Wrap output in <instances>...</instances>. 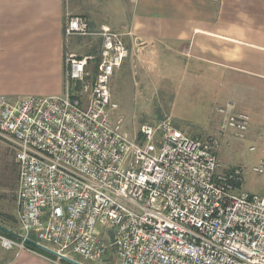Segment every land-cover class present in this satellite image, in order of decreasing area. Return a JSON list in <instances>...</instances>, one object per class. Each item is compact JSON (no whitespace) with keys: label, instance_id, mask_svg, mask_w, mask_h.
<instances>
[{"label":"built area","instance_id":"built-area-1","mask_svg":"<svg viewBox=\"0 0 264 264\" xmlns=\"http://www.w3.org/2000/svg\"><path fill=\"white\" fill-rule=\"evenodd\" d=\"M93 33L86 17L67 14L65 39ZM97 33V53L66 51L63 93L0 94L20 224L16 237L0 233L1 245H43L59 253L45 250L52 264H73L71 254L107 264L111 252L119 264H264V195L243 191L242 169L219 160L221 135L245 138L250 115L227 103L216 108L217 135L190 136L166 117L131 137L111 88L130 50L122 32Z\"/></svg>","mask_w":264,"mask_h":264},{"label":"crops","instance_id":"crops-1","mask_svg":"<svg viewBox=\"0 0 264 264\" xmlns=\"http://www.w3.org/2000/svg\"><path fill=\"white\" fill-rule=\"evenodd\" d=\"M104 1L86 0L92 5L74 15L86 17L93 29L107 25L124 34L130 55L117 74L130 69L144 83H187L212 99L214 111L232 103L238 112L264 115V0ZM109 2L121 11L112 23L100 17V4ZM66 14V0H0V94L63 90ZM77 37L69 38L72 51ZM95 39L96 47L89 37L82 41L87 52L99 51L101 37ZM13 162L18 180L14 149L0 137V226L19 234L16 201L12 206L3 193ZM0 264L52 261L39 250H9L0 243Z\"/></svg>","mask_w":264,"mask_h":264},{"label":"rangeland","instance_id":"rangeland-1","mask_svg":"<svg viewBox=\"0 0 264 264\" xmlns=\"http://www.w3.org/2000/svg\"><path fill=\"white\" fill-rule=\"evenodd\" d=\"M85 1L66 0V12L70 15L82 13V8L92 5L90 2L87 3ZM119 8V3H101L100 17L112 23L119 19V14L121 13ZM64 18L66 23L67 14ZM99 30L100 28H91V31L94 33L87 35L90 41H92V46H98L99 39L95 38L100 36L97 33ZM87 37H77V44L71 43L76 49L74 51L79 52L78 54H81L80 52L83 54L93 53L87 52V49L85 50L86 47L84 48V44H82V41ZM69 40L66 39L65 54L66 51H72L70 50L71 47H67L69 46V42H71V39ZM138 75L130 69H123L122 71L120 70V73L114 74L112 80L113 95L115 96V101L119 104V107L114 112V116L115 118L123 119V126L131 137L139 133L142 123H154L166 117H170L176 127L183 129L190 136L208 137L214 134L217 135L221 119L218 120L219 116L214 111L212 99L192 89L187 83H144ZM63 90L56 94L63 93ZM36 94L49 95V93L44 91H39ZM219 104L215 103L216 106ZM246 111L251 115V130L247 131L245 138H238L229 134L225 135V137L221 135L219 160L224 169H242L243 191L264 195V171H254V167L259 166L261 159H264V115L259 112H253L250 109ZM251 146H256V149L251 150ZM4 182L7 184V187L3 193L7 194V201L11 202L13 206L16 201L17 192L16 162H13L8 168ZM100 227L99 225L98 228ZM71 255L77 260H81L78 255ZM110 255L111 258L107 264H119L114 252H111ZM88 263L91 264V262Z\"/></svg>","mask_w":264,"mask_h":264},{"label":"trees","instance_id":"trees-1","mask_svg":"<svg viewBox=\"0 0 264 264\" xmlns=\"http://www.w3.org/2000/svg\"><path fill=\"white\" fill-rule=\"evenodd\" d=\"M0 233H3V234H7V235H10V236H16L17 233L11 231V230H8L7 228L3 227V226H0ZM30 247L36 249V250H39L43 253H46L47 255H52L50 254L49 252L45 251L44 249L42 248H39L38 246H35L34 244H31Z\"/></svg>","mask_w":264,"mask_h":264},{"label":"water","instance_id":"water-1","mask_svg":"<svg viewBox=\"0 0 264 264\" xmlns=\"http://www.w3.org/2000/svg\"><path fill=\"white\" fill-rule=\"evenodd\" d=\"M40 246V248H42V249H44V250H47V251H49L50 253H52V254H55V255H59V253L58 252H56V251H54V250H52V249H50V248H48V247H45V246H43V245H39ZM66 258V257H65ZM66 259H68L70 262H72L73 264H83V263H81V262H79V261H77V260H74V259H71V258H66Z\"/></svg>","mask_w":264,"mask_h":264}]
</instances>
